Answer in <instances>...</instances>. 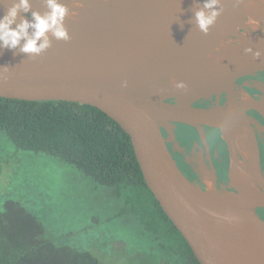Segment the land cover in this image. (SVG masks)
Wrapping results in <instances>:
<instances>
[{
  "label": "water",
  "instance_id": "95a60500",
  "mask_svg": "<svg viewBox=\"0 0 264 264\" xmlns=\"http://www.w3.org/2000/svg\"><path fill=\"white\" fill-rule=\"evenodd\" d=\"M205 2L85 3L63 23L67 38L51 33L46 37L49 46L41 52L0 47V97L72 101L98 108L129 136L145 184L199 264H264V242L255 233L256 226L264 225L256 212L264 208V170L252 119L245 113L248 108L264 107V100L241 106L234 101L236 81L264 71V36L256 31L258 37H250L242 27L225 24L243 20L237 0H219V15L206 33L201 31L196 13H210ZM256 20L264 30V22ZM223 38L231 40L227 47L234 50L226 71L192 69L206 61ZM162 84L188 86L184 100L179 103L163 93L150 92ZM222 93L227 95L226 106L219 104ZM212 95L214 105H196ZM230 104L234 107L227 111ZM176 123L195 127L205 144L203 126L220 129L231 153L230 163L237 165L233 140L240 128L247 129L246 141L256 162L249 177L257 188L243 185L209 191L189 180L162 134V128L173 133ZM217 222L231 228L229 244Z\"/></svg>",
  "mask_w": 264,
  "mask_h": 264
},
{
  "label": "trees",
  "instance_id": "16d2710c",
  "mask_svg": "<svg viewBox=\"0 0 264 264\" xmlns=\"http://www.w3.org/2000/svg\"><path fill=\"white\" fill-rule=\"evenodd\" d=\"M0 130L17 148L51 154L113 188L156 243L154 264H199L145 184L129 136L104 112L72 101L0 97ZM0 264L103 263L92 252L49 240L24 213L0 212Z\"/></svg>",
  "mask_w": 264,
  "mask_h": 264
},
{
  "label": "rangeland",
  "instance_id": "374dc122",
  "mask_svg": "<svg viewBox=\"0 0 264 264\" xmlns=\"http://www.w3.org/2000/svg\"><path fill=\"white\" fill-rule=\"evenodd\" d=\"M258 24L247 19L241 27L264 36ZM125 207L113 188L51 154L17 148L0 130L1 213H24L49 240L92 252L103 264H154L156 243Z\"/></svg>",
  "mask_w": 264,
  "mask_h": 264
},
{
  "label": "flooded vegetation",
  "instance_id": "af4514ba",
  "mask_svg": "<svg viewBox=\"0 0 264 264\" xmlns=\"http://www.w3.org/2000/svg\"><path fill=\"white\" fill-rule=\"evenodd\" d=\"M229 38H226L220 45L222 50L230 49L227 47ZM234 101L236 105L241 106L248 101L264 100V71L259 72L256 76H246L239 78L235 84ZM227 95L222 93L219 97V104L226 106ZM216 102L215 96L198 102L196 105L210 107ZM229 111V106L227 107ZM245 113L251 118L250 126L254 130L261 169L264 170V107L248 108ZM173 133H168L162 128V134L166 138L168 148L173 155L181 172L191 181H195L200 187L206 189L208 177L211 175L214 179L215 187L219 189L234 188V183H239L240 175L236 171L234 162L230 163L231 153L227 142L224 140L220 129L204 125L203 142L198 130L182 123H176ZM241 131L247 129L240 128ZM237 135V146H233L234 157L239 165H247L255 162L253 150L247 148L246 138ZM174 137V140L171 138ZM239 160V161H238ZM242 166V168H243ZM224 178L220 179V175ZM207 179H205L204 177ZM207 181V183H206ZM240 184V183H239ZM257 214L264 220V208H258Z\"/></svg>",
  "mask_w": 264,
  "mask_h": 264
},
{
  "label": "bare ground",
  "instance_id": "6f19581e",
  "mask_svg": "<svg viewBox=\"0 0 264 264\" xmlns=\"http://www.w3.org/2000/svg\"><path fill=\"white\" fill-rule=\"evenodd\" d=\"M104 0H57L58 3L64 5L67 8V14L64 17L63 23L82 5L85 3H90V2H100ZM19 0H0V17L4 16L8 9L13 6L14 3H18ZM30 4V10L28 12L24 11H19L18 16L16 18V23L13 24V26H16V24L20 23L21 19H26L31 21L33 19L31 15V11L39 13L41 16L47 14L50 12V9L47 5V2L45 3H29ZM237 8L239 12V16L243 18L241 22H225L226 25H228L231 28H239L241 27L242 23H244L245 20L250 19L253 23H258L256 19L259 21L264 22V0H237ZM33 29H29V36H31ZM52 32L49 31L46 33V37L50 35ZM45 37H41L42 41ZM226 38L221 39L215 48L210 51V53L207 56L206 61L195 65L192 67V69L197 70V71H212L216 73H224L227 68V61L230 59L231 55L234 53V50L232 48L222 50L220 48L221 43L225 40ZM38 41V43L40 42ZM24 40L22 39L20 44L15 48L17 51H21V48L24 44ZM188 91V86L186 85H167V84H162L159 87L153 88L150 90V92L154 95H159L158 93H163L165 95H168L172 99L176 100L177 102L181 103L184 100L185 95L187 94ZM234 107V104L229 105V111H231ZM239 137L241 138H247L248 133L245 132V130L241 131L239 129L236 132ZM247 148L250 149L249 143L246 144ZM233 146H237V135L235 134V139L233 140ZM256 167V162L250 163L249 166L244 169L242 166L237 165L236 166V171L240 175L239 178V183H234L233 187L234 188H239L243 185H248L257 188V185L251 180L249 177V172L251 173ZM204 177V176H203ZM205 178V177H204ZM206 179V178H205ZM207 180V179H206ZM208 181V183H207ZM206 183L208 184L206 189L209 191L215 190V184H214V179L211 175H209L208 180ZM217 212H223L228 215H232L229 212L223 211V210H217ZM240 218V216H238ZM217 226L219 227L222 238L225 242L228 244L232 241L233 239V233L232 230L229 226H224L219 224L218 222L216 223ZM255 233L257 234L258 237H260L263 242H264V225H258L255 227Z\"/></svg>",
  "mask_w": 264,
  "mask_h": 264
},
{
  "label": "clouds",
  "instance_id": "9594fccd",
  "mask_svg": "<svg viewBox=\"0 0 264 264\" xmlns=\"http://www.w3.org/2000/svg\"><path fill=\"white\" fill-rule=\"evenodd\" d=\"M218 2L219 0H206L204 8L210 9V13L206 14L203 10L196 13V21L201 31L206 33L219 15ZM47 5L50 12L43 16L37 12H32L33 19L31 21L21 19L20 23L13 28L12 25L16 23L19 11L28 12L30 10L29 0H19L18 3H14L7 13L0 17V47L16 48L23 39L25 42L21 51L39 53L49 46L46 38L47 32L51 31L58 39H66L67 33L63 27V20L67 14V8L58 3L57 0H47ZM30 28L34 30L31 36L28 32ZM41 37H45V39L38 44Z\"/></svg>",
  "mask_w": 264,
  "mask_h": 264
}]
</instances>
